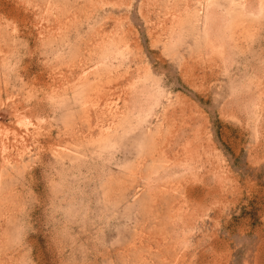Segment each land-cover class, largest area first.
Returning a JSON list of instances; mask_svg holds the SVG:
<instances>
[{
    "label": "rangeland",
    "instance_id": "rangeland-1",
    "mask_svg": "<svg viewBox=\"0 0 264 264\" xmlns=\"http://www.w3.org/2000/svg\"><path fill=\"white\" fill-rule=\"evenodd\" d=\"M0 264H264V0H0Z\"/></svg>",
    "mask_w": 264,
    "mask_h": 264
}]
</instances>
